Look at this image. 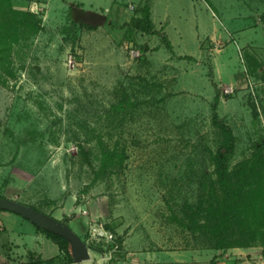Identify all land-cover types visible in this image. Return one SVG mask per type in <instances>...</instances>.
Returning a JSON list of instances; mask_svg holds the SVG:
<instances>
[{
  "label": "rangeland",
  "instance_id": "374dc122",
  "mask_svg": "<svg viewBox=\"0 0 264 264\" xmlns=\"http://www.w3.org/2000/svg\"><path fill=\"white\" fill-rule=\"evenodd\" d=\"M9 1L40 24L19 27L0 67V196L100 243L83 264H210L228 250L226 264H264V237L237 218L215 231L205 210L220 191L215 113L234 135L231 182L264 155V0H152L159 36L128 23L146 0ZM103 145L122 162L103 166ZM103 230L125 245L106 249Z\"/></svg>",
  "mask_w": 264,
  "mask_h": 264
},
{
  "label": "trees",
  "instance_id": "16d2710c",
  "mask_svg": "<svg viewBox=\"0 0 264 264\" xmlns=\"http://www.w3.org/2000/svg\"><path fill=\"white\" fill-rule=\"evenodd\" d=\"M11 1L6 4L0 0V67L7 71L6 65L11 54L13 42L17 41V33L20 29H35L40 24V20L36 18L34 12L28 10H17L9 6ZM140 15L134 16L129 20V24L144 33L157 34L154 30L153 23L150 18V7L148 1L139 8ZM167 45L169 42L167 41ZM142 55V54H141ZM12 74V71L9 72ZM218 95L215 96V100ZM213 124H215L223 135V140L220 147L212 154L214 165L215 183L208 192V204L205 210L213 214L216 222L214 223L215 231L223 229L231 220L236 219L239 222H245L246 227H252L253 232L257 231L259 237H264V155L258 156L248 163L251 170V179L245 184H234L230 181V171L227 166L228 155L234 148V135L231 128L224 122L217 119L216 113L213 115ZM85 152V151H84ZM83 152V153H84ZM86 154V153H85ZM102 164L107 166L116 162L121 163L124 158V152L117 153V146L109 148L103 145ZM86 156V155H85ZM246 164V163H245ZM261 164V165H260ZM260 165V167H258ZM245 166V165H244ZM246 187V188H245ZM2 197V196H0ZM204 201L201 202V206ZM35 210L33 206H30ZM2 210V209H0ZM241 222V223H242ZM37 230L42 232L47 238L55 242L59 248V253L49 259H42L39 255L33 252L28 253V259L25 262H16L13 264H73L70 246L67 239L63 236L43 229L34 224ZM110 229L109 226H106ZM111 230V229H110ZM218 238V233L215 234ZM256 237V236H255ZM254 237V238H255ZM117 248H122L123 239L121 236L115 238ZM89 248H93L99 252L105 250L100 243L91 242L88 244ZM247 246V245H241ZM113 247L112 244H106V249ZM223 247L217 242L216 248ZM216 258H212L210 264H217Z\"/></svg>",
  "mask_w": 264,
  "mask_h": 264
},
{
  "label": "crops",
  "instance_id": "0c3cea01",
  "mask_svg": "<svg viewBox=\"0 0 264 264\" xmlns=\"http://www.w3.org/2000/svg\"><path fill=\"white\" fill-rule=\"evenodd\" d=\"M151 2L152 0L149 3L150 18L153 23L154 30H157L152 19ZM161 29L165 30L164 26H161ZM142 33L144 36L158 35L156 33ZM164 35L171 45H173L166 33ZM0 222L2 225L0 229V264L25 262L28 259L29 252L39 255L42 259H49L59 253L57 244L51 239L47 238L42 232L37 230L33 222L21 216L20 214L9 210H0ZM122 243L125 245L124 240ZM126 248L127 246H125V249ZM249 249L250 248L244 247L240 248V251L244 250L249 252ZM229 252L230 250H228L222 256H217L216 263L226 264L227 261L225 260V257ZM237 264H241V262L239 261Z\"/></svg>",
  "mask_w": 264,
  "mask_h": 264
},
{
  "label": "water",
  "instance_id": "95a60500",
  "mask_svg": "<svg viewBox=\"0 0 264 264\" xmlns=\"http://www.w3.org/2000/svg\"><path fill=\"white\" fill-rule=\"evenodd\" d=\"M104 15L93 13L90 21L100 24ZM0 209L13 211L27 218L39 227L57 233L68 240L73 264H83L89 258V246L65 223L48 216L32 207L6 197H0Z\"/></svg>",
  "mask_w": 264,
  "mask_h": 264
},
{
  "label": "built area",
  "instance_id": "2783aa9c",
  "mask_svg": "<svg viewBox=\"0 0 264 264\" xmlns=\"http://www.w3.org/2000/svg\"><path fill=\"white\" fill-rule=\"evenodd\" d=\"M130 8H132V6ZM129 53H130L131 57H140L142 54L139 49H134V48H131L129 50ZM1 227H2V225L0 222V229H1ZM93 237L97 241H99L101 239L104 240L106 244H112L113 243V247H111L112 248L111 250H114L115 248H117V244L115 242L114 235L109 231L103 230L102 232H98V236H93Z\"/></svg>",
  "mask_w": 264,
  "mask_h": 264
}]
</instances>
